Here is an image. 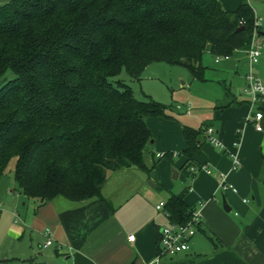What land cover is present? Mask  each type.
<instances>
[{"label":"trees","instance_id":"1","mask_svg":"<svg viewBox=\"0 0 264 264\" xmlns=\"http://www.w3.org/2000/svg\"><path fill=\"white\" fill-rule=\"evenodd\" d=\"M253 30L254 12L246 1L234 11L220 0L1 5L0 178L14 159L17 189L28 200H102L107 172L148 171L144 153L151 132L145 119L167 117L162 104L138 100L129 85L109 79L125 71L140 80L149 66L164 63L205 81L207 48L230 57L248 48ZM205 128L183 127L187 161ZM193 210L175 195L164 205L176 224L190 221Z\"/></svg>","mask_w":264,"mask_h":264},{"label":"crops","instance_id":"2","mask_svg":"<svg viewBox=\"0 0 264 264\" xmlns=\"http://www.w3.org/2000/svg\"><path fill=\"white\" fill-rule=\"evenodd\" d=\"M245 1L220 0L228 11ZM259 35L262 54L253 73L264 84V24ZM221 63L217 91L204 94L201 108L193 106L198 109V126L183 117L192 116L190 103L176 105V113L165 112L166 118H146L151 132L144 153L148 171L107 172L102 200L73 203L57 197L38 204L21 193L11 199L9 194L14 191L8 190L4 203L13 205L4 212L0 202V264H264V101L252 109L245 93V50L214 62ZM148 72L144 71V79L151 78ZM192 81L188 75L182 86ZM257 111L263 113L260 132L249 120ZM202 125L215 130L223 149L201 135L198 151L187 161L182 155L186 149L183 127L198 129ZM165 153L171 157H162ZM153 171L158 173L155 178ZM171 171L174 179L184 171L188 186L178 188L170 183ZM221 177L237 192H221ZM171 195L181 197L189 208L199 209L200 222L189 252L155 261L158 230L169 222L155 206L166 203ZM223 200L229 212L224 211ZM46 229L52 240L48 247H44ZM130 235L133 241L128 240Z\"/></svg>","mask_w":264,"mask_h":264},{"label":"rangeland","instance_id":"3","mask_svg":"<svg viewBox=\"0 0 264 264\" xmlns=\"http://www.w3.org/2000/svg\"><path fill=\"white\" fill-rule=\"evenodd\" d=\"M10 0H0V6L8 3ZM253 12H255L256 16L260 18L261 24H264V2L256 1L249 3ZM214 55L209 52V49L204 53L203 56V64L207 67L204 73L205 80H211V82L207 81H197L194 80L191 83L188 82L185 86H182V82H186V77H188L189 73L180 66H170L164 63H155L148 67L151 78L144 79L143 76L140 80H134L128 76L125 71H122L118 76L110 78L109 81L113 84L115 82L124 83L131 87L133 90L134 96L138 100H145L147 98L152 99L153 101L162 104L166 107L165 112L176 113L175 106L176 105H186L190 103V105L197 106L201 108L200 102L204 99V94L208 95V92L212 95L215 91H217V80L219 77H216L218 71L224 66L221 64H214ZM261 80V79H260ZM196 105H193L195 104ZM192 116H183L179 111L180 117L183 116L185 120L190 121L192 124L198 126V120L196 118V113L198 109L193 107ZM183 110V109H182ZM196 128V127H195ZM14 165L15 161L12 159L5 170L4 175L0 178V202L2 203V209L5 210L6 207L13 205L9 204V201L4 203L6 199V195L8 194V190H13L14 195H10L11 199H15L19 196V190L17 189L15 180H14ZM134 169V168H132ZM114 173V172H112ZM158 174L157 171H153L151 175L155 178ZM184 171H181L180 177L177 179L173 178V172L171 171L169 174L168 181L174 185H177L178 188L185 185L188 186V183L184 181L183 178ZM144 176V175H143ZM164 180V179H163ZM148 183V181H147ZM13 201V200H12ZM19 208V207H18ZM20 209V208H19ZM20 211V210H19ZM5 212V211H4ZM2 213L3 217L6 216L8 221L10 220L9 215L6 213ZM21 215V213H20Z\"/></svg>","mask_w":264,"mask_h":264},{"label":"built area","instance_id":"4","mask_svg":"<svg viewBox=\"0 0 264 264\" xmlns=\"http://www.w3.org/2000/svg\"><path fill=\"white\" fill-rule=\"evenodd\" d=\"M264 0H247L248 3ZM261 19L256 16L254 13V30L252 33L251 41L248 48L245 50V54L248 60V69L245 75V93L249 96L251 102V108L253 109L254 105L259 101H264V84L263 82L255 76L253 73L254 67L259 62V59L262 54V43L259 35ZM229 56H215L214 62L219 63L221 61L228 60ZM263 113L257 111L249 116V120L254 125L257 131H261L262 127L260 125V120L262 119ZM204 135L207 142L214 145L219 149H223L222 143L215 137V130L213 128L207 127L204 129ZM234 158V165H237L236 157ZM191 171L194 172L195 169L191 168ZM219 190L221 192L231 191L236 193L237 190L229 183H227L222 177L219 182ZM245 202V201H243ZM165 203L160 202L155 206L156 210L163 211L165 217L168 219L169 215L164 211ZM202 206V203L199 204ZM169 221V220H168ZM200 222V213L199 209H194L192 212L191 220L185 224H176L168 222L166 226L161 227L157 233V252L155 256V261L162 256L173 257L178 254L187 253L190 250V241L197 231V227ZM45 235L47 241L44 247H48L52 244L50 239L51 232L49 229L45 230ZM134 236L130 235L128 237L129 241H133Z\"/></svg>","mask_w":264,"mask_h":264},{"label":"water","instance_id":"5","mask_svg":"<svg viewBox=\"0 0 264 264\" xmlns=\"http://www.w3.org/2000/svg\"><path fill=\"white\" fill-rule=\"evenodd\" d=\"M174 177H175V175H174ZM223 209H224V211L229 212V208L226 207L224 200H223Z\"/></svg>","mask_w":264,"mask_h":264}]
</instances>
